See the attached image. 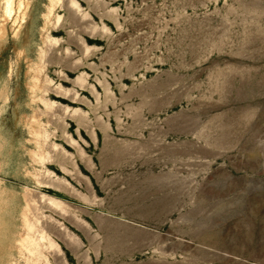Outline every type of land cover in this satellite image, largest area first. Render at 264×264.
Returning a JSON list of instances; mask_svg holds the SVG:
<instances>
[{"label": "rangeland", "instance_id": "rangeland-1", "mask_svg": "<svg viewBox=\"0 0 264 264\" xmlns=\"http://www.w3.org/2000/svg\"><path fill=\"white\" fill-rule=\"evenodd\" d=\"M63 1L0 0V264H264V0Z\"/></svg>", "mask_w": 264, "mask_h": 264}, {"label": "bare ground", "instance_id": "bare-ground-1", "mask_svg": "<svg viewBox=\"0 0 264 264\" xmlns=\"http://www.w3.org/2000/svg\"><path fill=\"white\" fill-rule=\"evenodd\" d=\"M11 1H12V0H11ZM59 1L61 2V0H59ZM64 1H65V4H66V2H68V0H67V1L64 0ZM64 1H63V2H64ZM6 2H8V1H6ZM54 2H55V1H54ZM9 4H11V2H10ZM20 4H21V3H20ZM22 4H23V3H22ZM51 5H53V4H51ZM56 5H57V4H56ZM62 5H64V3H63ZM66 5H67V4H66ZM21 6H22V5H21ZM48 6H49V5H48ZM64 6H65V5H64ZM64 6H63V7H64ZM69 6H70V5H69ZM8 8H10V7H8ZM51 8H52V7H51ZM66 8H67V7H66ZM66 8H65V9H66ZM71 8H72V7H71ZM9 10H10V9H9ZM47 10H48V9H47ZM67 10H68V9H67ZM70 10H72V9H70ZM74 10H75V9H74ZM50 11H51V10H50ZM75 11H76V10H75ZM10 12H13V11L11 10ZM67 12H68V11H67ZM51 13H52V12H51ZM70 13H71V12H70ZM72 13L75 14L74 12H72ZM47 15H48V14H47ZM50 15H51V14H49V16H50ZM11 17H12V16H11ZM71 18H72V17H71ZM78 18H79V16H78ZM44 19H45V18H44ZM50 19H51V18H50ZM15 21H16V20H15ZM47 21H48V20H47ZM76 21H77V20H76ZM45 22H46V21H45ZM72 22H73V20H72ZM70 23H71V22H70ZM73 23H74V22H73ZM47 25H48V24H47ZM74 25H75V24H74ZM49 26H50V25H49ZM44 29H45V28H44ZM45 32H46V31H45ZM47 46H48V45H47ZM48 47H49V46H48ZM34 78H35V77H34ZM34 80H35V79H34ZM78 80H79V79H78ZM34 82H35V81H34ZM37 82H38V81H37ZM43 83H44V82H43ZM35 84H36V83H35ZM40 86H41V85H40ZM46 89H47V88H46ZM55 90H56V89H55ZM61 90H62V89H61ZM67 90H68V89H67ZM41 91H42V90H41ZM70 91H71V90H70ZM70 91H68V92H70ZM59 92H60V91H59ZM62 92L65 93L64 90H63ZM60 93H61V92H60ZM60 93H59V95H60ZM63 93H62V94H63ZM55 94H56V93H55ZM42 95H43V94H42ZM76 95H77V94H76ZM70 96H71V95H70ZM40 97H41V96H40ZM41 99H42V98H41ZM44 99H45V98H44ZM73 99H74V98H73ZM79 99H80V98H79ZM46 100H47V99H46ZM77 100H78V99H77ZM74 101H75V100H74ZM47 102H48V101H47ZM49 103H50V102H49ZM51 103H52V102H51ZM46 104H47V103H45V105H46ZM52 104H53V103H52ZM49 106H50V104H49ZM49 106H48V107H49ZM53 107H56V108H57V106H54V105H53ZM53 107L51 108V110L54 109ZM66 107H67V106H66ZM44 108H45V107H44ZM46 108H47V105H46ZM49 108H50V107H49ZM58 108H59V107H58ZM58 108H57V109H58ZM64 108H65V107H64ZM67 108H68V107H67ZM67 108H66V109H67ZM69 108H70V107H69ZM69 108H68V109H69ZM57 109H54L53 111H55V110H57ZM60 109H61L60 111H63L62 108H60ZM49 110H50V109H49ZM66 111H67V110H66ZM76 111H77V110H76ZM49 112H50V111H49ZM56 112H57V111H56ZM70 112H71V111H70ZM70 112H69V113H70ZM74 112H75V111H74ZM62 113H63V112H62ZM67 113H68V112H67ZM75 113H76V112H75ZM75 113H74V114H75ZM46 114H49V113H46ZM59 114L62 115L61 113H59ZM59 114H58V116H59ZM65 114H66V113H65ZM54 115H55V114H54ZM62 117H63V116H62ZM80 117H81V115H80ZM82 118H83V117H82ZM61 119H62V118H61ZM52 120H53V119H52ZM31 121H33V120H31ZM53 121H54V120H53ZM61 121H62V120H61ZM51 122H52V121H51ZM55 122H56V119H55ZM40 127H41V126H40ZM62 127H63V126H62ZM39 130H40V128H39ZM42 130H43V129H42ZM40 131H41V130H40ZM36 132H37V131H36ZM43 135L46 136V134H44V133H43ZM43 135H42V136H43ZM35 136H37V135H35ZM64 136H65V135H64ZM37 137H38V136H37ZM46 137H47V136H46ZM41 138H42V137H41ZM43 138H44V137H43ZM65 139H66V138H65ZM38 140H39V139H38ZM38 140H36V141H38ZM72 143H73V142H72ZM74 143H75V142H74ZM75 145H76V144H75ZM56 147H57V146H56ZM77 147H78V146H77ZM53 150H55V149H53ZM61 151H63V150L61 149ZM56 152H58V151H56ZM59 153H60V152H59ZM61 154H62V153H61ZM66 154H67V153H66ZM39 155H40V154H39ZM62 156L65 157V155H62ZM66 156L70 157V155H66ZM45 157H46V156H45ZM54 157H58V155H57V156H54ZM54 157H53V158H54ZM64 157H63V158H64ZM60 158H61V157H60ZM66 158H67V157H66ZM58 159H59V158H58ZM67 160H68V159H67ZM56 161H57V160H56ZM65 162H66V161H65ZM71 162H72V161H71ZM53 163H54V162H53ZM57 163H58V162H57ZM63 171H64V170H63ZM53 181H54V179H53ZM50 183H51V182H50ZM48 184H49V183H48ZM46 196H47V195H46ZM28 197H29V196H28ZM36 197H37V196H36ZM29 199H30V198H29ZM36 199H37V198H36ZM41 199H42V201H44V200H48V203H50V205H52V204H54V205L58 204V203H57V200L55 201V200H53V199H50L49 197H45L44 195H41V196H40V200H41ZM31 200H32V199H31ZM33 201H34V200H33ZM37 202H38V201H37ZM37 202H36V205H37ZM29 203H30V202H29ZM33 203H34V202H33ZM27 206H28V204H27ZM56 206H57V205H56ZM32 207H33V206H32ZM32 207H31V208H32ZM27 208H28V207H27ZM26 210H27V209H26ZM28 211H29V210H28ZM24 213H25V211H24ZM27 213H28V212H27ZM28 214H30V213H28ZM26 218H27V216H26ZM33 218H34V217H33ZM33 218H31V219H33ZM36 219H37V218H36ZM23 221H24V220H23ZM26 221H29V220L27 219ZM34 221H35V220H34ZM29 222H30V221H29ZM31 222H33V221H31ZM31 222H30V223L27 222V223H26L27 226L31 227V226H32V223H31ZM24 225H25V224H24ZM34 225H36V224H34ZM34 225H33L32 227H34ZM35 230H36V229H35ZM38 230H39V228H38ZM41 230H42V232H43V229H41ZM35 232H36V231H35ZM26 233H27V232H26ZM26 233H25V234H26ZM28 234H29V233H28ZM39 234H40V233H39ZM44 234H45V233H44ZM39 237H41V236L39 235ZM45 238H46V237H45ZM40 240H42V239H40ZM29 241H30V240H29ZM29 241H28V242H29ZM49 244H50V243H49ZM42 246H43V245H42ZM41 248H42V247H41ZM35 259H36V258H35Z\"/></svg>", "mask_w": 264, "mask_h": 264}]
</instances>
